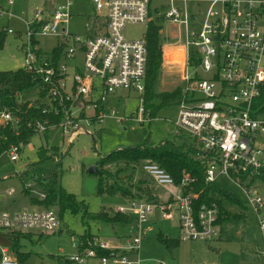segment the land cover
Instances as JSON below:
<instances>
[{
	"label": "built area",
	"instance_id": "1",
	"mask_svg": "<svg viewBox=\"0 0 264 264\" xmlns=\"http://www.w3.org/2000/svg\"><path fill=\"white\" fill-rule=\"evenodd\" d=\"M15 1L7 0V3L12 5ZM91 2L94 15L85 32L68 30L69 0L51 10L35 11L31 18L23 15L25 40L21 46L24 55L21 68L38 84L37 90L26 99L28 107L40 105L43 113L57 118L56 122L32 119L27 126L42 136L56 130L62 141L70 144L78 134L89 133L81 123L89 127L105 117H112L116 123L125 124V118L105 111L107 98L120 89L134 92L138 97L136 115L130 121L140 125L149 123L154 118L143 106L145 41L143 37L125 38L122 29L129 23L147 25V20L155 17L178 22L184 27V39L182 60L178 64L180 84L172 122L173 141L183 140L186 141L184 146L194 147L193 157L205 165V182H214L217 176H223L241 190L264 235V216H259L263 204L252 182L264 167V149L261 148L264 108L257 105V99L264 92V0ZM0 14L11 13L0 8ZM6 31L12 32L10 28ZM40 36L56 37V44L48 55L40 46ZM160 50L161 67L174 65L163 60L161 44ZM64 60L70 61L69 68ZM24 97L16 95L17 103L25 102ZM18 113L19 109L12 110L0 102V129L11 128L18 135L21 121ZM23 147L22 143L8 147L5 153L11 163L19 160ZM138 168L155 184L174 186L170 175L157 164L142 161ZM190 181L183 173L178 186H174L179 193L168 201L129 200L127 207L112 209L133 216L131 231L122 238V244L109 247L93 238L89 247L80 248V244L73 241L74 252L66 256V264H139L141 226L153 209L161 219L171 220L176 215L181 240L208 241L217 237L215 204L200 205L194 215L192 202L197 195L181 192ZM32 187L30 183L25 188L30 191ZM12 194V189L6 191V195ZM38 198L44 199V193ZM58 224L56 210L52 208L37 207L15 214L0 210V233L40 230L51 234L56 232ZM96 247L116 253L96 256L93 250ZM261 261L264 264V252ZM0 264H19L11 248L0 249Z\"/></svg>",
	"mask_w": 264,
	"mask_h": 264
},
{
	"label": "rangeland",
	"instance_id": "2",
	"mask_svg": "<svg viewBox=\"0 0 264 264\" xmlns=\"http://www.w3.org/2000/svg\"><path fill=\"white\" fill-rule=\"evenodd\" d=\"M65 0H16L9 5L7 0H0V8L11 14H0V29L10 28L12 32L6 33L5 43L0 50V71H14L23 65L22 43L25 40V24L23 15L31 18L35 11L45 8L50 9ZM70 18L67 28L71 32H85L87 25L91 24L94 10L91 0H69ZM153 4L156 1L152 2ZM203 4H200L202 6ZM189 9V5H188ZM158 22V21H157ZM159 41L163 49L164 58L167 63L174 65H163L155 81L154 91H171L179 86V65L182 60L181 44L184 39V27L178 22H171L163 19L158 22ZM86 24V26H85ZM146 25L144 23H129L122 29V34L127 39H137L144 35ZM39 43L43 52L48 55L56 44L54 36H40ZM63 63L69 68V60ZM178 65V66H177ZM164 68V69H163ZM33 99V98H32ZM157 101L154 100V103ZM138 97L134 92L117 90L115 94L107 98L105 111H113L114 116L125 118V124H118L112 117H105L100 123H93L89 127L81 123V126L88 128L89 133L78 134L69 144L62 141L56 130L50 131V147H57V155L43 163L35 164L38 160L37 151L45 146L42 135H35L31 142L25 145L18 161L11 163L5 153L0 157V196L2 203L0 210H6L10 214L33 211L37 207L30 203L29 196L24 194V188L32 183L30 196L37 197L41 189L35 182L34 175H46L49 172L58 173V186L66 193L81 199L87 206L89 212H96L101 208L115 209V207H127L128 203L120 196H109L96 194L97 178L90 171L99 157L122 147H133L143 142L146 136L152 144L163 141H173V124L176 113L175 104L158 110L154 119L149 123L137 124L130 121L136 115ZM98 132V135L96 134ZM93 135V136H92ZM92 137L94 142L92 141ZM177 145L184 146L186 141H174ZM260 142V141H259ZM264 149V143L261 146ZM141 163V162H140ZM138 163L134 168V180L145 179L149 189L157 201L165 202L168 195H177L178 189L173 186H160L152 182L145 173L139 171ZM109 166V165H108ZM123 167L122 163L112 164L107 169L113 171ZM27 171V175H22ZM127 173V169H126ZM253 189L261 198L263 207L259 216H264V184L255 180ZM215 185L229 193L238 205L224 203L223 207L231 214H242L241 219L224 220L218 226V236L208 240H181L179 232L173 221L158 218V212L153 209L148 215L145 223L142 224V235L139 243L137 256L139 264H260L261 255L264 252V236H261L258 228L257 216L247 206L246 199L241 190L231 181L223 176H218L214 181ZM12 189L11 196L6 191ZM133 218L132 215H128ZM173 222V223H172ZM90 231L95 234L99 241L113 245H121L122 238L130 228L126 224L98 223L91 224ZM55 234L49 235L40 230H31L33 234H45L39 242H31L21 239L22 250L30 252L31 256L24 263L19 264H58L56 256H68L73 254L71 242L83 231L78 215L65 214L59 221ZM131 231V229H130ZM178 239L174 248H165L156 240V233ZM70 233L72 236H70ZM15 235L3 231L0 233V249L11 248ZM54 256L53 258L51 257ZM132 256L131 258H133Z\"/></svg>",
	"mask_w": 264,
	"mask_h": 264
},
{
	"label": "trees",
	"instance_id": "3",
	"mask_svg": "<svg viewBox=\"0 0 264 264\" xmlns=\"http://www.w3.org/2000/svg\"><path fill=\"white\" fill-rule=\"evenodd\" d=\"M160 20H162V17L148 19L146 31L142 36L147 50L143 106L149 110L151 118H154L161 108L175 104L179 96V87L171 91H154L155 81L162 62L159 41L160 24L158 23ZM6 33V29L2 27L0 29V50L4 46ZM57 52L58 49H56V55ZM37 88L38 84L33 80V77L22 68L14 71H0V102L2 105L9 106L12 110L19 109L18 115L21 119L18 135L11 128L0 129V157L12 144L22 143L25 146L31 142L36 134L27 126V123L32 119L40 121L52 119L55 122L57 121V118L53 119L48 113H43V108L40 105L28 107L29 102L26 99ZM18 94L25 95L24 100L26 101L20 104L17 103L16 95ZM154 100L157 102L154 103ZM257 105H260L262 109L264 108V92L257 99ZM96 134L98 135V132ZM92 141L94 142L93 137ZM193 151L194 147L180 146L174 141H163L154 145L150 142L148 136L138 145L113 150L107 155L99 157L94 165V174L97 178L96 194L98 196L117 195L125 200H145L147 202L158 203L156 197L152 195L149 189L148 182L143 179L134 180L133 178L134 167L142 161H148L164 169L170 175L174 186H178L183 173L188 175L189 180L192 181L188 182L186 188L181 190V192L186 193L190 191L197 195L196 199L192 202L194 215L200 205L214 203L217 208L216 225H219L224 220L241 219L243 217L241 213L231 214L225 210L223 204H234L241 208H244V206L238 203L229 193L219 189L214 182H205V165L200 159L193 157ZM56 155V147H48L46 143L45 146H41L38 149L37 156L39 161L35 164L43 163L54 158ZM118 163H122L123 167L116 168L113 171L106 167ZM258 172V175L252 179V182L257 180L264 184V167L259 169ZM22 175H27V171L22 173ZM33 178L41 189V192L45 195L44 199L32 197L30 196V191L24 188V194L29 196L30 203L33 206L55 209L58 221L65 214L78 215L83 231L76 236L75 241L80 244V248L89 247L88 243L93 238H96L95 234L90 231L91 224L96 226L98 223L109 225L121 223L131 226L134 222L133 218L128 215L114 212L110 208H101L93 213L89 212L81 199L66 193L58 186V173L56 171L49 172L46 175H34ZM14 235L15 239H13L11 251L18 262L24 263L29 259L31 253L22 250L20 240L27 239L31 241L34 234L31 232H16ZM44 236L47 237L48 235L39 234L40 239H43ZM70 236L73 237L71 233ZM156 240L165 248L172 249L178 244V239H169L160 232L156 233ZM93 250L96 256L108 257L116 253V251L99 249L97 247L93 248ZM63 262L66 264L65 260Z\"/></svg>",
	"mask_w": 264,
	"mask_h": 264
},
{
	"label": "crops",
	"instance_id": "4",
	"mask_svg": "<svg viewBox=\"0 0 264 264\" xmlns=\"http://www.w3.org/2000/svg\"><path fill=\"white\" fill-rule=\"evenodd\" d=\"M54 7V6H53ZM53 7H51L50 9H48V10H51ZM181 46V45H180ZM182 47V46H181ZM162 58H163V53H162ZM164 61H166V58H164ZM165 63H167V62H165ZM42 138H43V141H45L44 143L46 144L47 143V145H48V147H50V144L48 143L49 141H50V132L48 133V134H46V136L45 135H43L42 136ZM56 149H57V147H56ZM140 171V170H139ZM146 175V174H145ZM148 177V176H147ZM218 177V176H217ZM216 177V178H217ZM149 178V177H148ZM150 179V178H149ZM143 180H145V179H143ZM151 180V179H150ZM147 181V180H146ZM152 181V180H151ZM215 181V180H214ZM174 187V186H173ZM176 188V187H175ZM178 189V188H177ZM178 193H179V189H178ZM177 193V194H178ZM173 196H175L173 193H170L169 195H168V197H167V199L165 200V201H168V200H170L171 199V197H173ZM126 201H129V200H126ZM159 203V202H158ZM160 203H162V202H160ZM158 212V211H157ZM125 215H129V214H125ZM158 218H160L159 217V213H158ZM161 219V218H160ZM162 220H166V219H162ZM170 221H173L174 222V225H176V228L178 229V232H179V228H178V223H177V219H176V215H174V218L173 219H171ZM146 222V221H145ZM144 222V223H145ZM172 222V223H173ZM59 225V224H58ZM97 225V224H96ZM127 225V224H126ZM217 226H219V225H217ZM128 227L130 228L131 226H129L128 225ZM219 231V230H218ZM130 232V229L129 230H127L126 231V235L128 234ZM260 232V231H259ZM55 234V233H54ZM53 234V235H54ZM57 234H59V229L57 228ZM261 234V233H260ZM125 234H124V236L123 237H125L126 236ZM261 236H264V235H262L261 234ZM123 237H121V238H123ZM168 238V237H167ZM169 239H172V238H169ZM39 241H41V239L39 238V233L38 234H34L33 236H32V239H31V242L33 243V242H39ZM103 242V241H102ZM104 243H106V242H104ZM107 245L109 246V247H116V246H119V245H113V244H110V243H107ZM72 247V246H71ZM72 250H74L73 248H72ZM74 252V251H73ZM51 257L53 258L54 256H52L51 255ZM56 258V262L58 263V264H64V262H63V260L66 258V256H56L55 257ZM62 258V259H61ZM260 259H261V257H260ZM260 264H262V261H261V263Z\"/></svg>",
	"mask_w": 264,
	"mask_h": 264
},
{
	"label": "water",
	"instance_id": "5",
	"mask_svg": "<svg viewBox=\"0 0 264 264\" xmlns=\"http://www.w3.org/2000/svg\"><path fill=\"white\" fill-rule=\"evenodd\" d=\"M90 171L94 173L95 172V169L94 168H91Z\"/></svg>",
	"mask_w": 264,
	"mask_h": 264
},
{
	"label": "bare ground",
	"instance_id": "6",
	"mask_svg": "<svg viewBox=\"0 0 264 264\" xmlns=\"http://www.w3.org/2000/svg\"><path fill=\"white\" fill-rule=\"evenodd\" d=\"M164 69V68H163Z\"/></svg>",
	"mask_w": 264,
	"mask_h": 264
}]
</instances>
